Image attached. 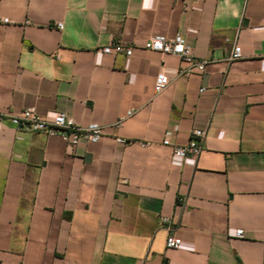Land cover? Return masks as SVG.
Listing matches in <instances>:
<instances>
[{
    "label": "crops",
    "instance_id": "1",
    "mask_svg": "<svg viewBox=\"0 0 264 264\" xmlns=\"http://www.w3.org/2000/svg\"><path fill=\"white\" fill-rule=\"evenodd\" d=\"M0 18V264H264V0H0ZM176 33L204 71L146 48ZM117 40L130 56L100 51ZM27 109L102 136L69 148L10 120ZM168 129L203 130L201 152L175 157Z\"/></svg>",
    "mask_w": 264,
    "mask_h": 264
},
{
    "label": "built area",
    "instance_id": "2",
    "mask_svg": "<svg viewBox=\"0 0 264 264\" xmlns=\"http://www.w3.org/2000/svg\"><path fill=\"white\" fill-rule=\"evenodd\" d=\"M8 20L0 18V23L5 24ZM58 28L62 24L58 23ZM146 48L160 53L173 54L178 56L187 67L180 70L181 74L188 75L192 71H204L208 60L196 59L190 47L186 44L184 37L176 33L172 38L163 34L152 35L146 44ZM100 51L105 54H124L130 56L133 47L121 40L110 42L100 47ZM241 57L240 47L234 44L228 60H235ZM169 80L165 73L160 72L155 77L154 91L161 92L168 84ZM203 91V88L200 89ZM10 120L16 125L25 124L30 131L43 132L47 135H59L66 142L69 148H74L79 142H97L102 136V128L99 124L91 123L87 126H81L68 117L64 112H55L52 119H45L36 114L32 109L24 110L20 115L10 116ZM172 130L168 129L162 140L163 145L172 146V153L175 157L183 158L187 155H198L203 147L205 132L200 129L192 130L193 138L182 146L173 145L170 141ZM122 141L121 139H118ZM236 235H241L242 230H236ZM166 247L178 248L181 240L175 236L168 235L165 239Z\"/></svg>",
    "mask_w": 264,
    "mask_h": 264
}]
</instances>
